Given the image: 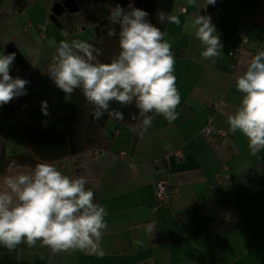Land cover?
Instances as JSON below:
<instances>
[{"label": "crops", "instance_id": "crops-1", "mask_svg": "<svg viewBox=\"0 0 264 264\" xmlns=\"http://www.w3.org/2000/svg\"><path fill=\"white\" fill-rule=\"evenodd\" d=\"M62 1L0 0V54H8L7 46L13 44L25 69L13 62L10 75L20 70L31 79L27 94L5 106L11 120L0 134V156L25 153L22 121L67 127L69 95L47 74L56 53L50 41L89 42L95 34L86 28L70 35L54 26L51 10ZM205 5L206 0H197L196 5L177 0L174 12L180 14L181 23L167 24L165 39L173 44L181 95L179 118L168 123L153 113V124L143 136L133 131L139 119L131 126L109 121L103 134L111 146L99 151L100 157L90 153L55 164L70 177L85 176L94 202L106 208L108 227L101 240L105 255L79 250L52 254L39 243L31 248L21 244L11 251L0 245V264H264V150L252 156L247 138L239 131L232 133L227 123V115L236 111L243 96L236 78L246 70L249 54L257 46L264 50V3L259 10L257 0H216L202 8ZM217 9L221 14L214 18ZM198 13L214 18L220 35L222 49L215 62L201 58L204 46L190 26ZM241 35L249 46L245 56L233 61L229 53L242 47ZM221 90L227 104L213 117L215 126L228 135L222 140L204 138L201 131ZM42 101L47 102V116ZM177 150L182 160L166 159L167 153ZM122 152L134 158L132 166L118 159ZM225 166L229 182L220 180ZM161 177L174 190L169 206L158 205L153 198L154 184ZM148 223L156 226L153 237L144 232ZM136 239L143 243L134 244Z\"/></svg>", "mask_w": 264, "mask_h": 264}, {"label": "clouds", "instance_id": "clouds-1", "mask_svg": "<svg viewBox=\"0 0 264 264\" xmlns=\"http://www.w3.org/2000/svg\"><path fill=\"white\" fill-rule=\"evenodd\" d=\"M216 0H206L214 5ZM196 5L197 0H188ZM149 13L137 8L129 0L127 10L117 4L109 9L112 25L109 37L118 36L119 52L109 62L98 58L102 52L92 43L82 40L60 41L55 46L54 63L48 76L66 95L80 89L86 101L94 106L97 121L105 114L123 121L121 106L134 105L139 119L133 129L143 136L152 126L155 113L168 123L179 118L181 95L176 86L173 44L165 39L167 33L148 20ZM160 23L180 25V14L158 11ZM116 25L119 26L117 33ZM195 38L204 46L203 60H213L221 53L220 35L209 15L196 14L191 20ZM188 27V24L185 25ZM16 53L0 54V106L26 95V79L13 78L10 70ZM213 62H215L213 60ZM237 90L243 94L234 113L227 115L232 133L241 132L248 140L252 156L264 150V51L255 54L246 70L236 78ZM42 101V112H47ZM18 171H12L13 168ZM85 176L70 177L54 164L40 162L29 171L22 166H9V174L0 177V245L9 251L21 244L29 248L37 243L52 254L79 250L84 253L105 255L101 240L108 225L105 207L95 203L93 190L87 188ZM156 226H144L147 236L153 237ZM134 244L143 241L136 239Z\"/></svg>", "mask_w": 264, "mask_h": 264}, {"label": "trees", "instance_id": "trees-1", "mask_svg": "<svg viewBox=\"0 0 264 264\" xmlns=\"http://www.w3.org/2000/svg\"><path fill=\"white\" fill-rule=\"evenodd\" d=\"M79 11L75 15L64 14L59 18L63 29L70 35L76 34L78 26L83 29L97 28L99 35L89 41L102 54L101 62H109L119 52L118 36L109 37L107 31L111 28L108 20L109 9L119 4L127 10V0H75ZM177 0H135L134 6L149 13L148 20L166 32L167 24L159 22L158 11L173 12ZM117 33L119 26L116 25ZM6 106V104H5ZM112 107L120 108L124 114L123 121L109 118L107 114L99 121L93 118L94 106L89 104L80 89L69 95L68 123L65 129H56L38 123L22 121L20 136L25 144V153L21 156L8 158L0 156V177L9 174V166H22L29 171L37 163L48 162L57 164L75 157L89 156L96 151L108 150L111 140L103 134L106 124L113 121L131 126L137 119H131L130 114H137L134 105L121 106L113 103ZM13 168L12 171H18Z\"/></svg>", "mask_w": 264, "mask_h": 264}, {"label": "built area", "instance_id": "built-area-1", "mask_svg": "<svg viewBox=\"0 0 264 264\" xmlns=\"http://www.w3.org/2000/svg\"><path fill=\"white\" fill-rule=\"evenodd\" d=\"M258 2V10L260 9V5H262L264 3V0H257ZM180 13L185 14L186 11L181 9L179 10ZM221 14V11L219 9H217L215 11V14L213 15L214 18L219 17ZM212 18V19H214ZM211 19V20H212ZM83 28L78 26L76 28V33H80L82 32ZM241 39H242V47L239 48L236 51H232L229 53V58L233 61H237L239 60L241 57L246 55L247 52V47L249 46V42L248 40L241 35ZM259 51H264L262 49V47L257 46V48L254 50V53H250L249 54V62L251 60V58L257 54ZM22 78V79H26L27 81H29V83L26 85V90L30 87L31 85V79L27 78L23 72H21L20 70L14 75L13 78ZM227 104V96H226V92L225 90H221L217 96L216 99L213 101L212 103V113L211 116L209 117V119L207 120L204 128L201 131V135L204 138H215L217 140H222L224 138L227 137L228 132H226L223 129H220L218 127L215 126L214 123V114L215 112H217L220 108L225 107ZM11 120V116L7 115V113L5 112V105L0 106V134H2L6 128V126L9 124ZM102 155L101 152L96 151L93 152V156L95 157H100ZM170 156H174L177 160H182L183 159V154L180 150H177L175 152H169L166 154V159L168 160ZM118 159L124 163L125 165L128 166H132L134 163V158L130 155H128L127 153H120L118 156ZM228 168L225 166L223 168V172H222V176H220V180L222 182H229L230 181V177L228 176ZM174 194V190L171 187V185L169 184V180H166L164 178H159L156 180L155 184H154V191H153V198L154 201L158 204V205H162V206H169L170 202H171V198L172 195ZM177 222L179 224H183L184 223V219L180 216H177Z\"/></svg>", "mask_w": 264, "mask_h": 264}, {"label": "water", "instance_id": "water-1", "mask_svg": "<svg viewBox=\"0 0 264 264\" xmlns=\"http://www.w3.org/2000/svg\"><path fill=\"white\" fill-rule=\"evenodd\" d=\"M79 11L77 2L75 0H64L62 2H57L53 5L52 10H51V15H50V21L51 23L58 27V28H63L61 25V22L59 21V18L64 15L68 14L70 16L77 14ZM94 34L97 37L99 35V31L97 28H94ZM16 53L14 64L18 67H20L22 70L25 69L24 62L17 52L16 48L14 47L13 44H9L7 46V53Z\"/></svg>", "mask_w": 264, "mask_h": 264}, {"label": "rangeland", "instance_id": "rangeland-1", "mask_svg": "<svg viewBox=\"0 0 264 264\" xmlns=\"http://www.w3.org/2000/svg\"><path fill=\"white\" fill-rule=\"evenodd\" d=\"M87 29H88V31H90V32H92V33L94 34V32H93V29H92V28H89V27H88ZM87 29H86V30H87Z\"/></svg>", "mask_w": 264, "mask_h": 264}]
</instances>
